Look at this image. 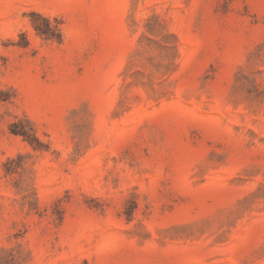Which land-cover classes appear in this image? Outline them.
Listing matches in <instances>:
<instances>
[{
  "label": "rangeland",
  "instance_id": "rangeland-1",
  "mask_svg": "<svg viewBox=\"0 0 264 264\" xmlns=\"http://www.w3.org/2000/svg\"><path fill=\"white\" fill-rule=\"evenodd\" d=\"M0 264H264V0H0Z\"/></svg>",
  "mask_w": 264,
  "mask_h": 264
},
{
  "label": "trees",
  "instance_id": "trees-1",
  "mask_svg": "<svg viewBox=\"0 0 264 264\" xmlns=\"http://www.w3.org/2000/svg\"><path fill=\"white\" fill-rule=\"evenodd\" d=\"M42 20L45 22L44 24L38 23V24L34 25V29H35L36 33L39 35H43L49 39H53V38L57 39V37L59 39L58 34H59L60 30L57 27V25L51 26L46 18H42ZM10 131H11V133H13L15 135H21L34 148L39 147L38 146L39 142H38L36 136L33 133H31L30 130H27L24 127L20 128V129H16V124L12 123L10 125Z\"/></svg>",
  "mask_w": 264,
  "mask_h": 264
}]
</instances>
